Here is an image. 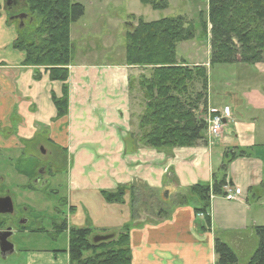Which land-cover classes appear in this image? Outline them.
I'll return each instance as SVG.
<instances>
[{"label": "crops", "instance_id": "1", "mask_svg": "<svg viewBox=\"0 0 264 264\" xmlns=\"http://www.w3.org/2000/svg\"><path fill=\"white\" fill-rule=\"evenodd\" d=\"M18 37L17 33L13 42L5 35L0 38V149L25 154L26 150L34 152L35 145L41 143L38 148L44 153V144L48 143L69 156L65 170L72 192L93 191L101 195L128 189L126 199L130 202L132 188L174 192L199 184L212 186L225 149L244 152L245 156L234 160L229 170L232 189L240 201L229 202L223 197L212 200L211 228L207 231L205 216L196 212L201 203L194 198L187 206L171 209V217L164 220L137 207L135 218L129 214L131 228L128 225L117 233L130 229L133 264H216L218 238L232 248L239 261L244 252V264L251 260L259 244L255 227H259L260 220H256L254 209H264V139L259 136L263 119L256 114L258 107H252L251 99L247 101L239 87L232 92H214L209 83L211 110H229L215 145L169 151L139 147L134 139L135 112L130 89V79L135 74L132 70L139 68L124 62L76 64L74 59L67 83L69 112L67 117L56 120L53 95L60 97L63 85L50 81L49 74L40 70L42 78L36 80L38 70L25 66L24 54L14 48ZM247 67L260 74L264 64ZM246 94L250 95L251 89ZM105 206L110 210L120 204ZM99 230V234L116 231ZM247 238L253 244L249 250ZM34 256L37 263L44 261L39 255ZM65 264L69 262L66 260Z\"/></svg>", "mask_w": 264, "mask_h": 264}, {"label": "trees", "instance_id": "2", "mask_svg": "<svg viewBox=\"0 0 264 264\" xmlns=\"http://www.w3.org/2000/svg\"><path fill=\"white\" fill-rule=\"evenodd\" d=\"M140 1L154 10L167 8V0ZM20 3L22 13L32 22L26 21L21 27L17 20H10L11 25L17 24L22 28L18 31L14 48L24 54L25 66L44 69L50 81L64 84L62 97L53 95L56 120L63 119L69 112L67 83L76 49L72 43L71 27L85 16V7L72 0H24L26 9L23 2ZM203 32L211 35L209 68L190 67L186 60L178 59L179 47L197 39L194 23L185 17L149 23L140 21L128 33L124 63L151 71L149 75L141 74L130 79L132 95L137 93L141 96L140 105L143 107L140 114H134L138 122L134 139L141 147L169 151L194 148L200 142H207L208 123L203 114L208 112L210 69L264 64V0H208V20L203 22ZM39 72L36 73L38 81L42 78ZM243 156L244 152L236 151L226 154L222 166L213 175L212 186L199 184L186 189V194H181L176 200L175 209L189 205L196 198L201 203L196 212L205 216V230L211 228L212 197L224 196V188L228 184L233 185L229 176L230 165ZM26 162L25 170L17 168V171L36 182L44 169L35 175L39 161L30 159ZM147 190L142 187V191ZM132 191L133 205L144 203L143 199L139 200L143 198L141 191L136 188ZM127 192L119 189L115 193L101 192V195L108 204L121 203ZM150 192L154 199L157 198L155 191ZM8 195L9 192L5 194ZM161 200L164 203L160 201V205L169 204L170 192H164ZM168 213L160 209L157 217L164 220ZM6 222L0 219V231L5 230ZM53 226L57 233H69V264H133L130 229L117 238L115 234L97 235L90 229L69 228L68 220L55 222ZM27 229L23 227L22 231ZM31 232L43 234L46 230L40 228ZM255 233L259 244L248 264H264V226L255 227ZM107 237L95 242L96 238ZM215 252L216 264H240L237 254L219 238L215 242Z\"/></svg>", "mask_w": 264, "mask_h": 264}, {"label": "rangeland", "instance_id": "3", "mask_svg": "<svg viewBox=\"0 0 264 264\" xmlns=\"http://www.w3.org/2000/svg\"><path fill=\"white\" fill-rule=\"evenodd\" d=\"M9 1L12 0H1L0 38L5 35L13 42L14 37L22 28L17 24L11 25L9 23L15 11L9 10ZM72 1L82 4L86 10L85 16L72 24L71 27L72 39L76 42L74 43L72 40V43L76 45L77 49L76 64L84 62L96 64L123 63L126 56L128 33L137 27L140 21L149 23L167 18L185 17L194 23L197 39L193 43L183 44L179 47L178 59H184L189 64L205 65L209 68L212 55L211 35H206L203 32V22L208 20V0H167V8L163 10H154L151 6L142 4L140 0ZM20 2H23V6H25L24 0H20ZM26 8L25 6L24 9ZM6 22H8V25ZM139 69L137 71L132 70L135 73L134 78L139 77L141 74L149 75L151 73L150 69ZM260 70L261 73L257 74L258 72L243 64L215 67L210 69L209 78L214 92L217 90L219 92H225L226 90L232 92L234 88L239 87L241 94L248 97L246 100L251 99L249 102L252 107H258L256 114L263 119L259 126V136L264 139V67H261ZM40 71L45 70L40 68ZM60 84L64 87L63 83ZM250 89L251 94H246L249 93ZM59 95L62 97V94ZM132 101L134 102L135 114H140L143 108L140 105L141 96L137 93L133 94ZM208 102L209 112L212 108L210 97ZM208 112L203 114L205 120L209 117ZM135 126L134 129L138 130V122L136 121ZM221 134L222 132L215 138L208 136L207 142H200L197 146H213L217 139L219 140ZM39 144L41 143L35 145L34 152L26 150L27 153L25 154L21 152L10 153L0 149V196L10 193L15 207V215L13 214L12 217L15 221L26 217L28 213L31 223H33L32 228L28 227L26 231L20 230L22 232H17L12 238L11 242L15 246L14 254L3 257L0 252V264H40L34 260V255H39L44 259L41 264H52V261L65 264L66 260L69 262L67 252L70 236L67 232L57 233L53 226L55 222L68 220L69 228L90 229L97 235L115 234L118 238L121 234L117 232L122 233L120 230L128 225L131 228L130 223L133 221L129 219V214L131 212V214L136 215L137 207H139V211L140 209L146 210L152 216L158 215L160 209H164L168 213L172 211L171 209H175L176 200L180 198L181 194L185 195L187 191L178 190V188L174 192L169 189L155 191L154 195L157 198L154 199L151 190L142 191V188H140L143 198L140 197L139 200L143 199L144 203L141 202L139 206H134L132 201L127 200L125 196L123 202L119 203L120 206H115L110 210L109 208L105 209L106 202L102 200L103 198L101 199L100 194L93 191L74 190L72 192L69 189V177L67 170H65V167L69 164V156L63 151L51 147L48 143L44 144L43 153L41 148H38ZM139 147L141 146L139 145ZM228 153H230V150L225 149L224 156ZM30 159H36L40 163L34 170L35 175L41 169L45 171L37 176L36 182H32L27 176L25 177L17 171V168L25 170L24 163ZM63 164L66 165L63 166ZM125 190L129 192L128 189ZM166 191L170 192V203L163 206L160 205L161 202L164 203L161 196ZM128 192L126 195L129 194ZM67 197L69 206L65 205V201H67L65 198ZM133 207H135L134 210ZM70 213H73V215H70ZM254 216L256 220H260L259 226H264V209L255 208ZM168 217H171V214L168 213L165 219ZM33 228H43L46 233H32ZM106 228H112L116 231L114 233H98L100 232L99 229ZM247 240L249 243L247 250H249L253 244L251 239L247 238ZM244 255L245 252L242 253L243 259H241L240 264H244L246 260Z\"/></svg>", "mask_w": 264, "mask_h": 264}, {"label": "water", "instance_id": "4", "mask_svg": "<svg viewBox=\"0 0 264 264\" xmlns=\"http://www.w3.org/2000/svg\"><path fill=\"white\" fill-rule=\"evenodd\" d=\"M17 3V1H9L8 7H11V5ZM27 18V15H20L19 17H16L15 19H21L25 20ZM13 20V19H12ZM42 173L44 171H41ZM15 213V207L14 202L11 196H4L0 198V216H11ZM14 236V232L12 229H9L7 231H0V252L3 255V257H6L8 255H12L15 253V246L10 241V239ZM103 239L107 238H96L95 242L101 241Z\"/></svg>", "mask_w": 264, "mask_h": 264}, {"label": "built area", "instance_id": "5", "mask_svg": "<svg viewBox=\"0 0 264 264\" xmlns=\"http://www.w3.org/2000/svg\"><path fill=\"white\" fill-rule=\"evenodd\" d=\"M209 117L207 118V123H208V136L210 138H215L218 136L223 128H224V122L227 118H229V112L224 111V112H219L218 110H210L209 112ZM208 137V138H209ZM225 190V197L224 199L229 202H238L240 199L237 197L235 194L234 190L232 189V186L228 184L224 188ZM215 197H212V200H214Z\"/></svg>", "mask_w": 264, "mask_h": 264}, {"label": "flooded vegetation", "instance_id": "6", "mask_svg": "<svg viewBox=\"0 0 264 264\" xmlns=\"http://www.w3.org/2000/svg\"><path fill=\"white\" fill-rule=\"evenodd\" d=\"M15 1H17V3H15V4H13V5H11V7H8V8H10L9 10H15L14 11V14H13V16L11 17V20L12 19H15L16 17H19L20 15H24L23 13H22V11H23V9H22V6H21V3L20 2H18V0H15ZM18 11H17V10ZM21 9V10H20ZM15 20H17L18 22H19V24L21 25V27H24V25H25V22L27 21V22H32L31 21V19H29V18H25V20H21V19H15ZM8 196H10V195H8ZM7 196V197H8ZM6 197V196H5ZM15 215V214H14ZM14 215H11V217L10 216H0V219H4L5 221H7L6 223V226L4 227L5 228V230L4 231H7V230H9V229H12L13 230V232H14V236H15V234L17 233V232H20V230H22V228L23 227H33V223H31L32 221L30 220V218H29V214L27 213V216L26 217H23V218H21V219H19L18 221H15L12 217L14 216ZM28 217V218H27ZM39 224V223H38ZM35 225H37V224H35ZM33 230H35L34 228L32 229V231ZM13 236V237H14ZM12 237V238H13ZM12 238L10 239V241L12 240Z\"/></svg>", "mask_w": 264, "mask_h": 264}]
</instances>
